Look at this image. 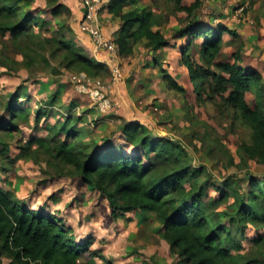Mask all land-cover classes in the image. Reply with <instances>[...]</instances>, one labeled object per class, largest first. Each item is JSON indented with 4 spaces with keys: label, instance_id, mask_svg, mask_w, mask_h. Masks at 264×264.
Returning a JSON list of instances; mask_svg holds the SVG:
<instances>
[{
    "label": "trees",
    "instance_id": "1",
    "mask_svg": "<svg viewBox=\"0 0 264 264\" xmlns=\"http://www.w3.org/2000/svg\"><path fill=\"white\" fill-rule=\"evenodd\" d=\"M43 1L54 17L65 11L72 14L62 0ZM136 1L111 0L107 6L109 14L122 25L114 41L123 57L131 56L134 47L143 41L153 52L170 43L162 30L169 16L142 6L126 9ZM166 1L175 12L185 13L189 19L185 27L176 29L175 37L187 38L180 47L181 63L198 101L210 103L221 119L231 120V127L240 125L247 131L249 139L240 144L239 157L241 164L248 163L244 176L248 188L239 182H226L219 199L208 197L196 180L202 169L182 163L178 146L167 139H156L144 124H125L122 128L125 143L117 150L109 148L110 140L102 145L84 141V132L78 126L83 119L74 114V105L66 108L63 122L50 125L47 119L54 113L52 109L58 101L55 95L34 114L35 124L44 120L49 134L21 145L19 157L44 156L60 174L67 172L81 177L85 185L107 199L115 219L134 211L154 216L162 227V239L178 258L177 264H264V236L252 241L257 247L252 256L233 253V249L241 246L234 240L229 242L233 229L244 237L249 225L264 226V172H252L250 168V162L264 168L263 75L255 68L243 66V47L233 55L232 62L219 60L226 45L223 35L241 36L223 24L201 23L198 14L203 0H192L190 4L186 0ZM20 3V0H0V34L9 33L17 43L25 39L26 47L34 50L41 43L46 21L41 22L33 12L24 11ZM42 41L53 44L52 53L60 56L68 69H77L92 78L108 71L106 64L89 58L73 42L45 37ZM163 77L169 90L186 91L166 72ZM248 94L254 98L253 106L247 100ZM17 95L15 101L29 99L27 94ZM7 109L10 121L0 123V131L13 140L21 133L20 124L29 123L30 113L13 106L12 99ZM34 144L37 147L32 149ZM0 145L2 153L8 154L9 142L0 137ZM126 147L132 148V152ZM188 182H192L191 189L186 186ZM224 203L228 210L216 212L217 206ZM92 244V238L77 241L73 230L60 217L27 208L14 192L0 185V253L10 258L11 264H98L96 258L100 254L91 250Z\"/></svg>",
    "mask_w": 264,
    "mask_h": 264
},
{
    "label": "rangeland",
    "instance_id": "2",
    "mask_svg": "<svg viewBox=\"0 0 264 264\" xmlns=\"http://www.w3.org/2000/svg\"><path fill=\"white\" fill-rule=\"evenodd\" d=\"M20 1L24 11L33 12L41 22H46L41 43L34 50L26 47L25 39L17 43L9 33L0 34V123L3 125L10 121L7 109L10 99L13 106H20L30 113L29 123L20 124L19 137L10 140L0 131V137L10 144L8 154L2 153L0 145V185L14 192L27 208L60 217L66 227L73 230L77 241L92 238L91 250L100 254L96 258L98 264H177L178 258L162 239V227L154 216L146 217L134 211L115 219L107 199L85 185L81 177L67 172L60 174L47 163L44 156L21 158L19 154L21 145L32 138L49 134L44 120L39 125L35 124L34 114L39 106L55 95L58 101L52 109L54 113L47 119L50 125L59 120L63 122L62 115L66 108L74 105V114L83 119L78 126L84 132V141L102 145L105 140H110L109 148L117 150L125 143L122 137L125 124H144L156 139H167L178 146L182 163L202 169L196 180L208 197L219 199L220 190L226 182H239L247 189L244 176L248 163L241 164L239 157L240 144L249 139L247 131L240 125L231 127V120L221 119L210 103L198 101L187 70L181 63L180 47L187 42V38L178 39L175 35L177 28L185 27L188 23L187 14L175 12L166 0H137L135 4H128L126 9L142 6L169 16L162 30L170 43L153 52L144 41L140 42L131 56L119 55L116 59L118 67L114 58H109L108 53L97 47L94 36L86 29L81 0L83 10L79 21H74L73 15H68L67 11L62 16L54 17L43 0ZM191 1L186 0L185 3L190 4ZM203 2L198 14L201 23L213 26L223 24L238 34L243 32L239 34L241 38L228 33L223 35L226 45L219 60L232 62L233 55L243 47V66L250 69L260 66L262 62L261 69L264 71V0ZM97 19L103 26L101 35L107 40L113 38L114 31L117 35L122 27L120 20L110 15L106 6L99 11ZM76 22H79L77 30L72 27ZM38 31L37 27L35 32ZM44 37L73 42L83 54L106 64L108 71L92 78L85 72L68 69L61 62V57L52 53L55 50L53 44H43ZM196 41L200 43L201 39ZM165 72L186 91L169 90L168 82L163 77ZM80 75L92 81L87 88L78 87L80 83L74 80L75 76ZM98 80L104 86L102 94L110 102V109L106 113L99 112L96 102L90 98L94 82ZM16 94H27L29 99L15 101ZM247 100L251 106L254 105L251 94L247 95ZM36 147L34 144L32 149ZM126 148L129 152L133 150ZM250 165L252 172H264V168L257 167L254 162H250ZM186 186L191 189L192 182ZM232 201L233 198L229 204ZM227 208L226 203L221 204L216 212L222 214ZM227 222L225 219L226 225ZM261 236H264V226L249 225L244 237L239 230L233 229L229 242L234 240L241 246L240 249H233V253L252 256L257 252L252 241ZM0 264H11V259L0 253Z\"/></svg>",
    "mask_w": 264,
    "mask_h": 264
},
{
    "label": "built area",
    "instance_id": "3",
    "mask_svg": "<svg viewBox=\"0 0 264 264\" xmlns=\"http://www.w3.org/2000/svg\"><path fill=\"white\" fill-rule=\"evenodd\" d=\"M111 0H81V2L84 5V13H85V27L90 32L92 36L95 38V43L97 44V47H100V50H103L104 52L108 53L109 58H114V61L116 62L117 66L119 67V64L117 63L116 59L119 57V48L116 45L114 40H107L101 35V31L103 29V26L98 23V13L99 11L104 7L108 6ZM99 49V48H98ZM117 71H119L116 68ZM121 71H119L120 73ZM87 76V75H86ZM74 80L79 82L80 85L78 87L84 88L88 87L89 83H92V81L83 75L75 76ZM94 88L90 92V98L95 101V105H97L98 111L101 113H106L110 109V102L106 99V95L103 93V84L98 80L94 82ZM97 89L95 93H93L94 89Z\"/></svg>",
    "mask_w": 264,
    "mask_h": 264
},
{
    "label": "crops",
    "instance_id": "4",
    "mask_svg": "<svg viewBox=\"0 0 264 264\" xmlns=\"http://www.w3.org/2000/svg\"><path fill=\"white\" fill-rule=\"evenodd\" d=\"M62 2L64 4H66L67 7L69 8V10L71 11V13L73 15V20L74 21H77L78 19H80L79 15L81 16V12H82L83 9H82V6H81L79 0H62ZM78 25H79V22L73 23V25H72L73 29H76L77 30L78 29ZM239 34L241 35V34H243V32H239ZM112 36H113V38H111V40H115V37H116V32L115 31L113 32V35ZM97 57H99V56H97ZM260 64L262 65L263 63L261 62ZM261 65L260 66H255L256 68L255 67H253V68L257 69L258 71H260L262 73V75H264V71L261 69L262 68Z\"/></svg>",
    "mask_w": 264,
    "mask_h": 264
},
{
    "label": "bare ground",
    "instance_id": "5",
    "mask_svg": "<svg viewBox=\"0 0 264 264\" xmlns=\"http://www.w3.org/2000/svg\"><path fill=\"white\" fill-rule=\"evenodd\" d=\"M242 13V12H241ZM247 20V19H246ZM94 38V37H93ZM118 63V62H117Z\"/></svg>",
    "mask_w": 264,
    "mask_h": 264
}]
</instances>
